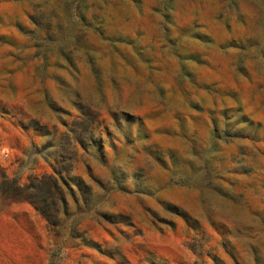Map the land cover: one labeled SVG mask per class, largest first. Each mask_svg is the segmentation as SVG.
<instances>
[{"label":"rangeland","instance_id":"374dc122","mask_svg":"<svg viewBox=\"0 0 264 264\" xmlns=\"http://www.w3.org/2000/svg\"><path fill=\"white\" fill-rule=\"evenodd\" d=\"M0 264H264V0H0Z\"/></svg>","mask_w":264,"mask_h":264},{"label":"trees","instance_id":"16d2710c","mask_svg":"<svg viewBox=\"0 0 264 264\" xmlns=\"http://www.w3.org/2000/svg\"><path fill=\"white\" fill-rule=\"evenodd\" d=\"M1 184H3V190L8 196L17 200H28L50 222L55 223L58 221L57 194H63L58 176L45 174L41 179H36L30 185L21 186L16 179L4 175Z\"/></svg>","mask_w":264,"mask_h":264}]
</instances>
